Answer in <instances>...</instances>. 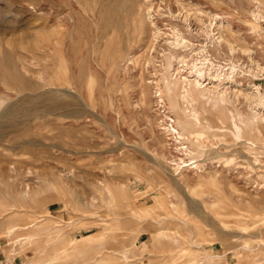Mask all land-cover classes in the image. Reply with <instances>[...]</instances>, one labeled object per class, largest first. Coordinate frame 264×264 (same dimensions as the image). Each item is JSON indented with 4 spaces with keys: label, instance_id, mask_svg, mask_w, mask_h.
<instances>
[{
    "label": "rangeland",
    "instance_id": "374dc122",
    "mask_svg": "<svg viewBox=\"0 0 264 264\" xmlns=\"http://www.w3.org/2000/svg\"><path fill=\"white\" fill-rule=\"evenodd\" d=\"M0 264H264V0H0Z\"/></svg>",
    "mask_w": 264,
    "mask_h": 264
},
{
    "label": "built area",
    "instance_id": "2783aa9c",
    "mask_svg": "<svg viewBox=\"0 0 264 264\" xmlns=\"http://www.w3.org/2000/svg\"><path fill=\"white\" fill-rule=\"evenodd\" d=\"M171 123H172V121L169 120L167 127H163L165 129L164 131H166V133L170 136H173V137L177 136L178 137L177 132L173 128V125ZM171 166L174 170H177L178 172H181V171H197V172H200L201 169H203V168L199 167L200 165H192L189 163L183 164V165H171Z\"/></svg>",
    "mask_w": 264,
    "mask_h": 264
},
{
    "label": "bare ground",
    "instance_id": "6f19581e",
    "mask_svg": "<svg viewBox=\"0 0 264 264\" xmlns=\"http://www.w3.org/2000/svg\"><path fill=\"white\" fill-rule=\"evenodd\" d=\"M125 4H126V2H125ZM125 4H124V5H125ZM120 7H121V6H120ZM117 8H118V7H117ZM30 9H31V8H30ZM32 10H33V9H32ZM116 10H117V9H116ZM1 13H2V12H1ZM121 13H122V12H121ZM108 14H109V13H108ZM119 15H120V14H119ZM121 17H122V16H121ZM117 18H118V17H117ZM120 25H121V24H120ZM156 40H157V39H156ZM44 42H45V41H44Z\"/></svg>",
    "mask_w": 264,
    "mask_h": 264
}]
</instances>
